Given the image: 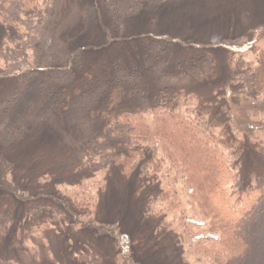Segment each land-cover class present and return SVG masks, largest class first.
<instances>
[{
	"label": "trees",
	"instance_id": "16d2710c",
	"mask_svg": "<svg viewBox=\"0 0 264 264\" xmlns=\"http://www.w3.org/2000/svg\"><path fill=\"white\" fill-rule=\"evenodd\" d=\"M9 1L11 7L7 8L6 5L3 7L5 10L14 9L8 12L9 16L14 17L11 20L12 24L9 25L21 31L20 38L23 45L30 47L32 54H47L48 58L57 61L59 47H46V45L42 47L43 40L35 34L41 30L44 31L42 37L48 35L47 26L52 25V21L49 20L51 15H55L52 3L55 1L54 7H56L59 0H6V3L8 4ZM104 1L97 0L94 4L101 5ZM132 1L137 7V2ZM140 1L154 3V0ZM19 16L23 18L25 25H21L17 20ZM3 19L0 13V29L7 30L9 27L2 21ZM146 35L138 36L136 39L131 38L124 43L130 47L128 53L133 54L132 59L125 62L116 59L112 55V47L107 46L94 51V59L91 61L93 64L90 67L91 52L88 47L73 49V57L76 58L73 60V72L65 77L60 73L61 71L51 75L47 72L44 74L47 69L41 64L38 65L41 66L38 71L34 68L18 71L19 73L16 74H6L0 70L2 79L10 78L12 81L10 89L7 90L10 97L2 101L4 108L0 107L1 142L7 144L24 134V128L20 123H14L11 116L19 115L16 118L21 119L23 113L16 111L15 108L24 109L23 101L30 95V99L34 101L35 94L37 102L44 97L43 102L48 104V109L44 106L41 109L49 111L52 107V110L56 109L59 114L70 113L67 111L69 108H65L61 103L71 102L73 120L78 118L73 122L75 136L80 137L83 133L92 130V134L98 137L102 144L112 142L117 151L123 146L141 155V164L135 165L143 166L137 181L141 177V180H144L145 186L140 184L146 195L142 205L141 229L130 234L136 241H142L141 244L146 246L155 239L154 236L159 230H166L169 224L173 230V233H170L172 235L175 234L174 231L180 232L182 228L183 240L188 244V252L185 254L188 257L193 256L195 264H264V174L253 178L235 194L229 191L230 182L240 176L241 154L246 144H237L229 140L230 137L231 139L234 137L236 131L232 124L225 122L223 125L226 126V132L230 133L229 139L227 135H221V126L215 117L216 114L209 110L205 111L206 108L184 92L185 86L192 79L206 77L207 80L215 81L216 84L225 87L223 93L234 89L244 96L247 101L244 107L248 117L247 132L259 139L260 143L255 142L253 146L258 150L256 151L258 156L264 160V47L260 49L257 45L258 41L264 40V33L258 37H255V34L248 37L250 41L247 42L241 38H233L228 45L213 44L203 47L197 45L193 51L187 52L184 58L180 55L178 57L175 53V49L180 45L170 36L161 35L151 39ZM50 37L53 38V35ZM32 40L38 41L39 45L34 42L32 46L30 44ZM94 46L92 47L95 48ZM218 61L223 63L219 66ZM51 69L54 72L63 71L57 65ZM39 73L41 74L36 75ZM33 76L45 80L41 84L42 93L33 91L28 84L27 78ZM48 76L55 79L52 85L47 83L50 80ZM3 86L5 88V85ZM71 90L73 96L67 97V91ZM218 90L222 92V87ZM220 98L225 100V103L228 102L226 98ZM10 104L13 107H10ZM27 108H30V105H27ZM58 121L56 115L54 120L46 122L39 131L31 132L32 135L29 137L40 135L39 138H42V133L48 134L56 129L54 126L63 125L58 124ZM34 124L29 125L34 126ZM34 142L37 144L36 141ZM95 142L99 143L96 139ZM74 152V155H78L77 150ZM95 154L92 155L96 163L99 155L97 152ZM83 157L92 159L87 155ZM154 159L157 160L155 168L152 163ZM126 160L127 157L121 163L124 164ZM36 161V156L27 159L16 158L11 173L29 182ZM94 179H96L95 175L80 181L77 185L84 187L88 184L85 182ZM172 181L182 187L186 195V203L191 205V208L186 204L180 212H177L179 219L167 221V209L158 194L162 196L167 194L169 191L165 192L166 188L163 185L167 182L169 186ZM7 183L9 190H16L14 184ZM59 194L64 199V205L72 210L75 209L77 213L99 214L97 209L91 210V204L95 203L96 199H93L94 201L79 199L77 193L73 196H64L62 191H59ZM11 195L14 196V193L11 192ZM0 199L4 201L3 197ZM19 203L23 205V202L18 200L8 205L0 204V228L12 224L13 221L16 224L11 243V251L15 253L8 257L10 264H23L26 257L37 253L38 246L35 241H33L34 248L31 246L22 248L21 242L25 246L30 245L33 239H41L40 236L44 235L42 229L35 230L20 224L27 215L24 209V217L15 220L21 212L22 206ZM49 204L33 203L31 207H27L43 209L46 205L50 207ZM60 215L66 217L63 213ZM73 215L77 221H80L77 214ZM180 223H182L181 227H179ZM177 224L178 229H175ZM175 236L178 237L177 234ZM0 241L3 243L1 239Z\"/></svg>",
	"mask_w": 264,
	"mask_h": 264
},
{
	"label": "rangeland",
	"instance_id": "374dc122",
	"mask_svg": "<svg viewBox=\"0 0 264 264\" xmlns=\"http://www.w3.org/2000/svg\"><path fill=\"white\" fill-rule=\"evenodd\" d=\"M96 1L59 0L56 7L53 1V13L56 16L51 15L49 21H52V25H48L46 29L48 35L45 34V37H42L44 31L41 30L35 34L43 40L42 47L44 45L59 47V59L53 61L48 58L47 54H32L31 48L23 45L20 38L21 31L9 25L12 24L11 20L14 17L9 16L8 12L14 9L5 10L3 7L6 5L8 8L11 1L7 4L6 0H0V13L4 17L2 21L9 27L7 30L0 29V70L2 73L16 74L19 73L18 71L23 72L34 68L38 71L41 66L45 65L44 68L47 71L45 70L44 74L47 72L51 75L61 71L60 73L65 77L71 71L73 72V60L76 58L73 57L72 50L83 46L88 47L91 52L90 67L93 64L91 61L94 59V51L107 46L112 47V55L116 59L125 62L131 60L133 54L128 53L130 47L124 43L144 34H148L146 37H151V39L161 35L170 36L180 45L175 49V53L184 58L185 54L193 51L197 45L202 47L213 44L228 45L233 38H241L247 42L250 41L248 37L254 34L258 37L264 33V0H154L153 4L135 0L137 7L132 0H105L101 5H95ZM17 20L21 25H25L21 16ZM52 35L53 38L50 37ZM120 40L124 42H118ZM34 42L37 46L39 45L38 41L33 40L30 44L33 46ZM257 45L262 49L264 40L258 41ZM16 62L18 63L15 64ZM221 63L223 61H218L217 64L220 66ZM40 64L41 66H38ZM54 65L61 67L63 71H52L51 67ZM95 71L97 72V69ZM48 79L50 80L47 83L52 85L55 79L52 77ZM27 81L33 91L42 93L41 84L45 80L33 76L27 78ZM11 83L10 78L0 77L1 109L4 108L2 101L10 97L7 90L10 89ZM215 84V81L207 80L206 77L192 79L185 86L184 92L200 106L206 108L205 111L209 110L216 114L215 117L222 127H220L221 135H227L229 139L230 133L226 132V126L223 125L225 122L232 124L236 131L234 137L232 139L230 137L229 140L237 144H246L241 154L242 158L240 157V176L228 186L229 191L235 194L253 178L264 174V160L258 156L256 153L258 150L253 146L255 142L260 143L259 139L247 132L248 117L244 111L246 98L234 89L223 93L225 87ZM67 87L69 90V83ZM219 87H222V92L218 90ZM218 94L226 98L228 102L225 103V100L218 97ZM72 96L73 91H67V97ZM30 98L31 95L23 101L24 109L15 108L16 111L23 113L20 120L16 118L19 115L11 116L14 123L18 122L24 128V134L7 144H3L0 140V186L2 187L0 197L4 199V201L0 199L2 201L0 204L8 205L17 200L22 201L23 205L19 203L22 206L21 212L18 216L16 215L15 220L22 219L24 211H27V215L23 218L24 222L20 224L27 228L44 231V235L40 236L42 240L33 239L32 244L26 246L23 242L20 243L22 248L27 246L34 248L33 241L38 246L37 253L26 257L23 264H195L194 257H188L185 254L188 252V244L183 240L182 228L180 232L179 230L174 231L175 234L172 235L170 233L173 230L168 224L167 229L159 230L154 236L155 239L146 246L141 244L142 241H136L130 235L141 229L142 205L146 195L141 187V184L145 186L144 180H141V177L140 182L137 181L138 174L141 173V167H143L135 165L141 164L140 153L134 152L129 147L123 148L121 145V149L117 151L112 142L102 144L101 140L92 134V130L83 133L80 137L75 136L73 122H76L78 118L73 120L71 102L61 103L65 108H69L67 111L70 113L59 114L56 109L52 110V107L49 111L41 109L43 106L48 109V104L43 102L44 97H41L38 102L35 100V94L33 95L34 101ZM27 105H30V108L26 109ZM10 107H13L12 104ZM56 115L60 121L58 124L65 126H54L56 129L48 134L42 133V138H39L40 135L34 138L29 137L32 135L31 132L39 131L46 122L54 120ZM228 118L235 121L232 122ZM85 122L87 123V119ZM30 123L35 124L31 126ZM95 139L99 143H96ZM34 141L37 144H34ZM76 150L78 155L73 154ZM95 152L99 155L96 163L93 157L96 155ZM86 155L92 159L83 157ZM35 156L37 161L34 162L35 167H32L33 175L29 182L11 173L16 158L27 159ZM125 157L127 160L123 164L121 161ZM152 163L155 168L157 160L154 159ZM93 175L96 179L85 182L88 184L84 187L77 185ZM7 182L14 184L13 187H16V190H9ZM92 183L95 186H92L94 185ZM163 186L166 188L165 192L167 190L169 192L164 196L158 194V197L164 201L167 209V221L179 219L177 212L186 206V195L182 187L173 181L171 185L168 186L166 182ZM59 191H62L64 196H73L77 193L79 199H96L97 201L91 204V210L95 208L99 214L77 213L75 209L72 210L64 205V199ZM20 194L23 196L21 197ZM33 203L39 205L50 203V207L47 205L43 209L27 207ZM187 206L191 208V205L187 204ZM73 214H77L81 222L77 221ZM188 215H190L189 212ZM181 225L182 223L179 227ZM14 226H16L15 221L0 228V239L3 241V243L0 241V264H10L8 257L15 253L11 251L15 233ZM175 229H178V224Z\"/></svg>",
	"mask_w": 264,
	"mask_h": 264
}]
</instances>
